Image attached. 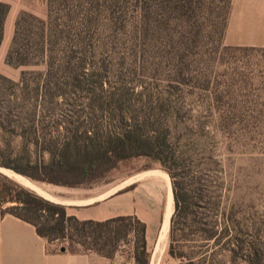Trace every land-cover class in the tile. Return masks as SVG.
Masks as SVG:
<instances>
[{"label": "trees", "instance_id": "trees-1", "mask_svg": "<svg viewBox=\"0 0 264 264\" xmlns=\"http://www.w3.org/2000/svg\"><path fill=\"white\" fill-rule=\"evenodd\" d=\"M127 2L47 0L45 18L27 11L19 14L7 63L17 67L43 65L46 71L39 74L30 92L26 90L32 83L29 76L34 73L24 72L17 83L0 74V128L13 136L20 135L31 156L21 166L9 162H0V166L35 182L76 188L105 179L121 163L148 158L159 163L172 182L174 212L168 247L172 258L196 264L226 252L232 256L233 264H237V257L244 264H264V245L260 248L248 238L233 239L229 227L219 232L221 202L217 194L211 207L216 216L207 218L202 212L209 208L202 193L188 184L187 151L177 147L176 128L169 117L163 116L164 111L173 109L172 102L160 98L134 103L126 98L122 88L106 89L104 80L96 81L93 59L100 51H113L123 44L116 35L128 28ZM224 2L226 18L217 46L223 44L232 7L231 0ZM154 6L146 4L140 15H150ZM201 7L195 0H165L168 11H180L189 18L199 15ZM9 12L10 5L0 0V46ZM105 12L108 20L102 24ZM159 30L160 25L149 20L138 24L135 32L150 35ZM104 34L108 41L96 39ZM144 42L148 46L146 51L160 45ZM205 44L191 39L168 41L167 52L171 56H186ZM91 87L94 88L90 91ZM10 179L5 175L0 178V208L8 203L15 205L3 210L2 216L12 214L31 223L50 245L68 242V247L60 249L65 247L73 254L97 253L113 258L120 242L133 235L136 264H150L146 224L136 216L82 221L70 216L67 206ZM133 188L134 185L126 191ZM251 228L247 230L249 237ZM187 229L203 241L198 251L189 254L176 246L190 237Z\"/></svg>", "mask_w": 264, "mask_h": 264}, {"label": "rangeland", "instance_id": "rangeland-1", "mask_svg": "<svg viewBox=\"0 0 264 264\" xmlns=\"http://www.w3.org/2000/svg\"><path fill=\"white\" fill-rule=\"evenodd\" d=\"M126 1L128 14L125 20L128 28L116 35L123 44L113 51H100L93 59L98 74L96 81L104 80L106 89L122 88L126 98L134 103L157 101L160 98L172 102L173 109H170V112L164 111L163 116L165 119L169 117L176 128L174 137L177 147L187 151L185 169L190 176L188 184L202 193L209 208L202 212L209 216L207 218L216 216L211 207L217 194L221 202V211L219 217L217 216L221 226L219 232L229 227L230 237L233 239L236 237L253 239L257 246L262 248L264 48L230 47L224 40L221 46H217V42L222 38L223 22L226 18L224 0H195L202 7L199 15L192 18L182 16L180 11H168L165 8V0ZM146 4L155 6L150 15L143 13L141 16L140 9ZM46 6L30 13L45 18ZM21 12L10 10L6 19L5 35L0 46V74L17 83L24 72L34 73L29 76L32 83L26 90L30 92L35 88L39 74L45 73V66L17 67L7 63L15 23ZM105 14L102 24H106L108 20L106 19L108 14L106 12ZM149 20L160 25L158 32L150 35L135 32L138 24ZM194 23L198 24L193 25ZM106 37L104 34L97 36L96 39L104 42L109 40ZM190 39L206 44L196 47L193 53L186 56L168 54V41ZM144 41L160 45L156 44L155 49L146 51L148 46L144 45ZM93 88L91 87L90 91ZM27 149L29 147L20 135L13 136L0 128V162L21 166L31 157ZM151 178H159L166 186L167 207L164 223L166 230L161 232V236L166 233V237L159 243L164 247L167 242L169 243L171 218L168 216L167 219V214L172 207L173 215L174 197L171 198V194L169 195V189L172 190L170 176L157 162L148 158L132 159L121 163L105 179L73 189L30 179L32 185H28L9 176L11 181L15 180L13 182L23 187L32 188L46 198L49 196L48 192L51 195L53 193L65 195V192L81 190L99 192L107 188L124 186L130 181ZM14 205L8 203L0 208V218L3 210ZM193 226L196 225L193 223ZM248 227H252L249 230L251 237L247 234ZM192 232L191 229H187L186 233L190 234L188 240L176 245L180 251L189 254L198 251L203 245V241L192 235ZM135 242L133 235L120 242L116 254L119 253L122 258L117 259V263L134 264ZM52 245L57 249L69 246L68 242L60 241ZM176 260L179 264L188 262L186 259ZM235 262L244 264L241 257H237ZM233 263L232 256L226 252L206 261L196 262V264Z\"/></svg>", "mask_w": 264, "mask_h": 264}, {"label": "crops", "instance_id": "crops-1", "mask_svg": "<svg viewBox=\"0 0 264 264\" xmlns=\"http://www.w3.org/2000/svg\"><path fill=\"white\" fill-rule=\"evenodd\" d=\"M2 1L10 5V10L18 12H35L47 3V0ZM231 2L224 43L230 47L264 48V0ZM2 175L5 174L0 170V178ZM132 185L134 188L126 191ZM165 187L159 178H151L134 180L124 186L99 192L81 190L65 192V195H51L47 192L52 196L51 201L67 206L68 214L82 221L103 222L118 217L136 216L146 224L150 264H179L168 254V242L164 247L159 245L167 207ZM168 216L169 211L167 219ZM163 236L164 233L161 240L164 239ZM61 249L50 245L31 223L12 214L0 218V264H119L117 259L122 258L119 253L114 258H108L97 253L73 254L67 248L64 252Z\"/></svg>", "mask_w": 264, "mask_h": 264}, {"label": "bare ground", "instance_id": "bare-ground-1", "mask_svg": "<svg viewBox=\"0 0 264 264\" xmlns=\"http://www.w3.org/2000/svg\"><path fill=\"white\" fill-rule=\"evenodd\" d=\"M0 170H1V172H3V174H5L6 176L7 175H9V176H12V177H15V178H17V179H19V180H21V181H23L24 183H26V184H28V185H32V183L30 182V180L28 179V178H25V177H23V176H21L20 174H17L15 171H13V170H11V169H7V168H2V167H0ZM29 180V181H28ZM130 182H132V181H130ZM129 182V183H130ZM172 183V182H171ZM31 190H33L32 188H30ZM33 191H35V190H33ZM36 192V191H35ZM36 193H38V192H36ZM39 194V193H38ZM171 194V198H172V196H173V189L171 190V189H169V195ZM39 195H41V194H39ZM41 196H43V197H45L46 198V196H44V195H41ZM50 196H48L47 197V199H50V200H53L52 199V197H50ZM174 197V196H173ZM172 216V207H170V209H169V219L171 218V216ZM164 228H165V225L163 226V229L162 230H164ZM168 228H169V226H168ZM165 230H166V228H165ZM166 234V233H165ZM164 234V236H163V238H165L166 237V235ZM160 240H161V236H160ZM160 240H159V243H160ZM158 247H159V245H158ZM158 251V248H157V250H156V252ZM154 264V263H153Z\"/></svg>", "mask_w": 264, "mask_h": 264}, {"label": "water", "instance_id": "water-1", "mask_svg": "<svg viewBox=\"0 0 264 264\" xmlns=\"http://www.w3.org/2000/svg\"><path fill=\"white\" fill-rule=\"evenodd\" d=\"M18 174V173H17ZM21 175V174H20ZM21 176H23V175H21ZM24 177V176H23ZM26 178V177H25ZM63 252L64 251H66V248L65 247H63L62 249H61Z\"/></svg>", "mask_w": 264, "mask_h": 264}]
</instances>
